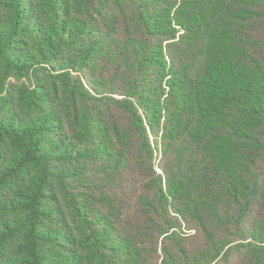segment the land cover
<instances>
[{"label": "trees", "instance_id": "trees-1", "mask_svg": "<svg viewBox=\"0 0 264 264\" xmlns=\"http://www.w3.org/2000/svg\"><path fill=\"white\" fill-rule=\"evenodd\" d=\"M0 264H264V0H0Z\"/></svg>", "mask_w": 264, "mask_h": 264}]
</instances>
